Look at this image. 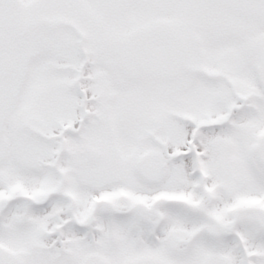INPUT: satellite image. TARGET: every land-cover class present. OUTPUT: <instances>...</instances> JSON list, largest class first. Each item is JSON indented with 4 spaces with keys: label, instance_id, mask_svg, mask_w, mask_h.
<instances>
[{
    "label": "snow or ice",
    "instance_id": "snow-or-ice-1",
    "mask_svg": "<svg viewBox=\"0 0 264 264\" xmlns=\"http://www.w3.org/2000/svg\"><path fill=\"white\" fill-rule=\"evenodd\" d=\"M0 264H264V0H0Z\"/></svg>",
    "mask_w": 264,
    "mask_h": 264
}]
</instances>
